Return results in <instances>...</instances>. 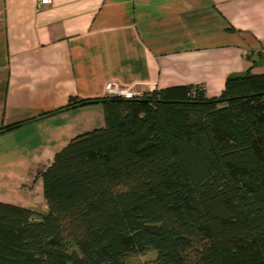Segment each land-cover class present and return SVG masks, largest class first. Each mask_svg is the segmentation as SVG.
Returning a JSON list of instances; mask_svg holds the SVG:
<instances>
[{
	"label": "trees",
	"instance_id": "trees-1",
	"mask_svg": "<svg viewBox=\"0 0 264 264\" xmlns=\"http://www.w3.org/2000/svg\"><path fill=\"white\" fill-rule=\"evenodd\" d=\"M92 102L103 124L38 172L46 210L0 201V264H264V72L59 110Z\"/></svg>",
	"mask_w": 264,
	"mask_h": 264
},
{
	"label": "crops",
	"instance_id": "crops-1",
	"mask_svg": "<svg viewBox=\"0 0 264 264\" xmlns=\"http://www.w3.org/2000/svg\"><path fill=\"white\" fill-rule=\"evenodd\" d=\"M248 68L264 72V0H0V126L34 117L0 136L67 114L88 116L66 142L101 126L100 102L59 108L110 81L216 96Z\"/></svg>",
	"mask_w": 264,
	"mask_h": 264
},
{
	"label": "rangeland",
	"instance_id": "rangeland-1",
	"mask_svg": "<svg viewBox=\"0 0 264 264\" xmlns=\"http://www.w3.org/2000/svg\"><path fill=\"white\" fill-rule=\"evenodd\" d=\"M95 113L98 115L100 111H92L91 118ZM69 116L70 114L65 115V119L61 116L59 120V117L48 119L0 136V201L37 211L46 210L43 180L38 172L46 165L47 158L53 157L66 144L64 136L71 132V125L66 123L88 115L73 118ZM155 256V252L148 249L143 254L129 256L127 260L135 264H151L155 261Z\"/></svg>",
	"mask_w": 264,
	"mask_h": 264
},
{
	"label": "built area",
	"instance_id": "built-area-1",
	"mask_svg": "<svg viewBox=\"0 0 264 264\" xmlns=\"http://www.w3.org/2000/svg\"><path fill=\"white\" fill-rule=\"evenodd\" d=\"M37 2L38 5H44L50 4L52 0H37ZM142 95V91H135L115 81H110L105 84L104 96L107 97L119 96L123 98H136L141 97Z\"/></svg>",
	"mask_w": 264,
	"mask_h": 264
}]
</instances>
